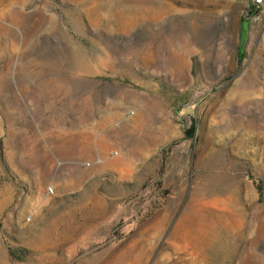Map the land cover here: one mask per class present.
I'll return each instance as SVG.
<instances>
[{
	"label": "rangeland",
	"instance_id": "rangeland-1",
	"mask_svg": "<svg viewBox=\"0 0 264 264\" xmlns=\"http://www.w3.org/2000/svg\"><path fill=\"white\" fill-rule=\"evenodd\" d=\"M253 1L0 0V264H264Z\"/></svg>",
	"mask_w": 264,
	"mask_h": 264
},
{
	"label": "crops",
	"instance_id": "crops-1",
	"mask_svg": "<svg viewBox=\"0 0 264 264\" xmlns=\"http://www.w3.org/2000/svg\"><path fill=\"white\" fill-rule=\"evenodd\" d=\"M206 83L204 77L196 76L190 81L186 89L181 92L176 91H167L162 85L161 81L158 80L154 87V92L156 96L167 105H172L175 103L177 105H185L191 102V98L200 93L201 87Z\"/></svg>",
	"mask_w": 264,
	"mask_h": 264
},
{
	"label": "water",
	"instance_id": "water-1",
	"mask_svg": "<svg viewBox=\"0 0 264 264\" xmlns=\"http://www.w3.org/2000/svg\"><path fill=\"white\" fill-rule=\"evenodd\" d=\"M201 101L202 99H198L196 101L188 103L187 105L175 107V111L178 115V119H181L186 115L194 114L197 106L200 104Z\"/></svg>",
	"mask_w": 264,
	"mask_h": 264
},
{
	"label": "built area",
	"instance_id": "built-area-1",
	"mask_svg": "<svg viewBox=\"0 0 264 264\" xmlns=\"http://www.w3.org/2000/svg\"><path fill=\"white\" fill-rule=\"evenodd\" d=\"M253 5L255 6V7H260L261 5H264V0H254L253 1ZM133 112H131V114H132Z\"/></svg>",
	"mask_w": 264,
	"mask_h": 264
},
{
	"label": "trees",
	"instance_id": "trees-1",
	"mask_svg": "<svg viewBox=\"0 0 264 264\" xmlns=\"http://www.w3.org/2000/svg\"><path fill=\"white\" fill-rule=\"evenodd\" d=\"M194 132V126L192 128L189 129L188 131V135H191Z\"/></svg>",
	"mask_w": 264,
	"mask_h": 264
}]
</instances>
